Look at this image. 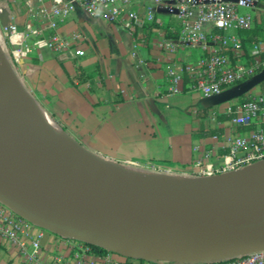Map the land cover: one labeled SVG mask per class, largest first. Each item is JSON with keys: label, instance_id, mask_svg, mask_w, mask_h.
I'll use <instances>...</instances> for the list:
<instances>
[{"label": "crops", "instance_id": "crops-1", "mask_svg": "<svg viewBox=\"0 0 264 264\" xmlns=\"http://www.w3.org/2000/svg\"><path fill=\"white\" fill-rule=\"evenodd\" d=\"M11 1L18 6L16 23L22 30L25 0ZM134 9L143 22L131 29L110 21L106 13L94 17L78 7L58 31L64 38L82 34L83 54L60 62L49 51L33 53L11 61L15 75L45 112L88 152L114 162L136 161L191 174L203 153H211L213 163L218 164L227 154L228 140L251 129L235 126L226 108L249 94H264V86L219 106L190 90L187 76L181 93H172L167 66L173 64L180 70L198 62L202 54L170 53L164 41L179 35L180 23L165 12L156 14V22H148L141 7ZM246 46L249 55L252 45ZM33 234L42 235L41 260L29 261L0 240V264H76L74 249L57 234L40 227ZM57 255L62 257L60 263L55 261ZM108 257L113 264H156L96 251L84 264H104Z\"/></svg>", "mask_w": 264, "mask_h": 264}, {"label": "water", "instance_id": "water-1", "mask_svg": "<svg viewBox=\"0 0 264 264\" xmlns=\"http://www.w3.org/2000/svg\"><path fill=\"white\" fill-rule=\"evenodd\" d=\"M263 83L264 70L209 101L219 106ZM0 87L20 104L18 112L29 122L21 134L11 131L9 139L39 147L53 161L44 166L0 153V202L28 221L126 259L156 264L223 261L264 251V174L230 188L219 185L223 178L264 161L236 173L204 178L212 183L198 191L110 178L48 132L35 116L36 109L26 111L24 97L45 110L24 88L1 48ZM5 110L0 106V115ZM142 229L156 230L162 241L132 246L111 242Z\"/></svg>", "mask_w": 264, "mask_h": 264}, {"label": "built area", "instance_id": "built-area-1", "mask_svg": "<svg viewBox=\"0 0 264 264\" xmlns=\"http://www.w3.org/2000/svg\"><path fill=\"white\" fill-rule=\"evenodd\" d=\"M78 7L94 17L106 13L110 21L125 24L131 29L143 22L140 13L134 9L136 7L145 11L148 22H156L158 12H165L177 20L181 31L175 39L165 40L164 48L170 53L200 51L202 56L198 62L187 63L180 70L173 64L167 66L170 90L174 94L181 93L187 76L189 89L209 100L251 80L264 70V41L253 44L248 55L240 35L254 28L256 15L264 17V0H25L22 30L16 23L18 6L11 0H0V38L5 42L8 60L18 62L33 53L42 55L45 51L51 52L60 62L81 56L82 34L74 33L64 38L58 31ZM226 113L234 116L235 126L251 129L228 140L227 154L218 164L213 163L211 153H203L195 161L193 174L171 167L145 166L136 161L120 163L166 175L214 178L263 162L264 94H249L246 100L228 106ZM194 151L200 152V148L195 147ZM36 228L39 227L0 202V240L8 242L34 262L41 260L42 235L33 234ZM57 236L74 249L76 264H84L94 251L84 242ZM55 261L60 263L62 257L57 255ZM104 264H113L110 257ZM191 264H264V251L230 260Z\"/></svg>", "mask_w": 264, "mask_h": 264}, {"label": "bare ground", "instance_id": "bare-ground-1", "mask_svg": "<svg viewBox=\"0 0 264 264\" xmlns=\"http://www.w3.org/2000/svg\"><path fill=\"white\" fill-rule=\"evenodd\" d=\"M24 99V107L26 111L33 113L36 109V111L34 112L35 116L40 121H42L43 127L48 132L58 138L64 146L81 156L88 163L100 167V169L110 178L139 182L152 186H173L189 191H198L203 187L210 186V184L212 183L207 179L200 180L186 177H174L177 175L169 176L156 173L153 174L140 169L117 165L110 161L99 160L86 153L70 137H68L62 131V129L48 117L46 112L43 111L39 106H37L33 99L27 97H24ZM0 106L6 108L5 112H2V115H0V153L9 154L19 158L30 159L39 165L51 166L53 164V161L50 157L42 153L39 147L28 148L18 143L14 144V142L9 139V133L11 131H17L21 134L23 132L25 124H29V122H27L20 116L18 112V110L21 109L20 104L16 102V100L12 99V97L1 87ZM10 108H15L16 110H10ZM262 174H264V164H261V166L258 167L247 169L236 176L225 177L220 180L219 185L224 188L238 186L252 181ZM161 241V236L154 229L132 231L126 235L111 239V242L120 246L158 243Z\"/></svg>", "mask_w": 264, "mask_h": 264}, {"label": "rangeland", "instance_id": "rangeland-1", "mask_svg": "<svg viewBox=\"0 0 264 264\" xmlns=\"http://www.w3.org/2000/svg\"><path fill=\"white\" fill-rule=\"evenodd\" d=\"M255 28L256 29H258V30H260V31H258V34L257 35H261V32H263V31H261L262 29H264V17L263 16H257L256 15V17H255ZM246 37H247V43L249 44V45H252V43H253V41H254V37H255V35H253V34H251V35H246ZM4 45H5V42H4V40L3 39H1L0 38V48L3 50V53H4V55L6 56V58H7V53L5 52V50H4ZM8 59V58H7ZM10 62V64H11V61H9ZM47 114V113H46ZM48 115V117L52 120V121H54L61 129H62V131L68 136V137H71L67 132H65V130H63V128L53 119V118H51L50 117V115L49 114H47ZM72 138V137H71ZM75 141V140H74ZM76 143V142H75ZM77 144V143H76ZM78 145V144H77ZM79 146V145H78ZM80 147V146H79ZM84 150V149H83ZM86 153H88V154H90L91 156H93V157H95V158H97V159H99V160H103V161H110V162H112V163H114V164H117V165H121V166H126V167H130V168H135V169H140V170H143V171H146V172H149V173H153V174H155L156 172H152V171H149V170H146V169H144V168H140V167H132V166H129V165H127V164H123V163H120V162H114V161H111V160H108V158L107 159H105L106 157H101V156H99V155H96V154H93V153H91V152H88V151H86V150H84ZM156 174H160V175H166V174H161V173H156ZM169 176H174V175H169ZM174 177H186V178H193V179H202V180H205L204 178H195V177H190V176H174ZM167 264H172V263H167Z\"/></svg>", "mask_w": 264, "mask_h": 264}, {"label": "trees", "instance_id": "trees-1", "mask_svg": "<svg viewBox=\"0 0 264 264\" xmlns=\"http://www.w3.org/2000/svg\"><path fill=\"white\" fill-rule=\"evenodd\" d=\"M148 27H150V26H148ZM258 31H260V30L256 29L255 26H254V28L250 32H242V33H240V35L243 38L244 46L248 45V43H247L248 39H247L246 35H248V36L251 35V34L255 35L252 45L256 44L258 42L264 41V29L261 30V31H263V32H261V35H257ZM263 86H264V83L262 84V87ZM91 248H92V250L98 252L99 254L107 253V251L102 250L100 248H96V247H91Z\"/></svg>", "mask_w": 264, "mask_h": 264}]
</instances>
